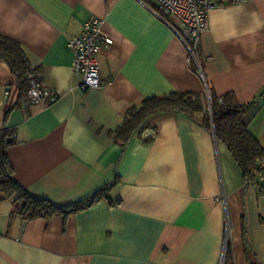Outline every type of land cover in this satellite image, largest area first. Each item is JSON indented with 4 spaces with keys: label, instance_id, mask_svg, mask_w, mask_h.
Listing matches in <instances>:
<instances>
[{
    "label": "crops",
    "instance_id": "crops-1",
    "mask_svg": "<svg viewBox=\"0 0 264 264\" xmlns=\"http://www.w3.org/2000/svg\"><path fill=\"white\" fill-rule=\"evenodd\" d=\"M216 3L200 38V54L210 57L205 82L217 95L254 102L247 128L264 149V0ZM156 9L151 0H0V35L18 41L58 96L6 113L15 79L0 59V130L13 131L7 155L17 182L64 205L118 176L109 191L117 204L102 199L66 216L25 220L14 196L1 199L0 264H218L225 232L234 264H264V196L212 130L163 112L124 149L114 139L125 111L144 97L205 94L177 20ZM93 17L112 43L97 55L100 86L82 91L66 39Z\"/></svg>",
    "mask_w": 264,
    "mask_h": 264
},
{
    "label": "trees",
    "instance_id": "trees-1",
    "mask_svg": "<svg viewBox=\"0 0 264 264\" xmlns=\"http://www.w3.org/2000/svg\"><path fill=\"white\" fill-rule=\"evenodd\" d=\"M0 59L6 62L15 79V86L7 98L12 94L15 102L8 104L6 113L18 103L20 95L28 86L26 75L32 72L26 55L18 41L0 35ZM209 92V108L206 110L207 99L205 94L189 91H171L162 96H148L131 105L124 113L122 123L114 130V139L124 149L135 136L147 125V120L154 114L163 112H177L184 114L202 128L212 130L217 141L223 143L238 167L244 181L253 178L256 161L264 157V149L260 146L256 137L247 128L246 117L252 111L253 103H240L233 93L217 95L207 85ZM203 111V117L199 120L194 114ZM4 114V119L6 116ZM152 137L144 138L145 142H151ZM15 142L12 130L3 128L0 130V200L14 196L15 209L25 220L35 218H49L54 215H69L82 211L99 200L105 199L110 205L118 203V200L110 199L109 191L117 183L115 174L112 183H106L92 194L80 200L64 205H56L50 200L38 198L28 193L14 177L13 167L8 159L7 148ZM245 249L249 251L244 232ZM224 264H234L232 249L226 241ZM252 264H259L254 261Z\"/></svg>",
    "mask_w": 264,
    "mask_h": 264
},
{
    "label": "built area",
    "instance_id": "built-area-1",
    "mask_svg": "<svg viewBox=\"0 0 264 264\" xmlns=\"http://www.w3.org/2000/svg\"><path fill=\"white\" fill-rule=\"evenodd\" d=\"M156 5V14L162 20L173 17L177 20L175 31L183 43L188 62L196 70L200 78L205 82L202 66L209 56H202L199 51L200 38L208 28L207 15L217 1L221 0H151ZM248 0H226L229 4H238ZM102 20L96 17L85 20L81 24L78 34L69 36L66 39L71 56V69L74 74L81 77L79 88L82 91L97 88L100 86L98 74L97 55L104 46L112 43V38L103 34L101 29ZM28 86L20 95L19 105L29 107L33 105L46 106L55 102L58 98L48 86L42 81V72L32 69L26 75ZM205 96L207 99L206 109L209 111V92L205 82ZM10 90H5L6 99ZM255 185L259 193L264 196V157L259 158L255 163L253 178L245 182ZM227 233L225 232L222 252L218 259V264H224L226 252Z\"/></svg>",
    "mask_w": 264,
    "mask_h": 264
}]
</instances>
